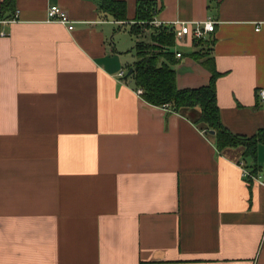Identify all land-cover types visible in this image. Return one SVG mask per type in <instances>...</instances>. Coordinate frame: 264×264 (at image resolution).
I'll return each mask as SVG.
<instances>
[{"label":"crops","instance_id":"1","mask_svg":"<svg viewBox=\"0 0 264 264\" xmlns=\"http://www.w3.org/2000/svg\"><path fill=\"white\" fill-rule=\"evenodd\" d=\"M124 1L125 24L99 0L13 2L19 20L0 36V264H264V149L244 176L253 160L219 150L199 106L153 105L120 76L139 40L141 0ZM146 1L160 21H216L221 119L264 128V0ZM53 4L73 30L48 21ZM198 48L177 45L181 89L209 83Z\"/></svg>","mask_w":264,"mask_h":264},{"label":"trees","instance_id":"2","mask_svg":"<svg viewBox=\"0 0 264 264\" xmlns=\"http://www.w3.org/2000/svg\"><path fill=\"white\" fill-rule=\"evenodd\" d=\"M14 0H4L0 6V17H9L15 12ZM103 12L111 15L116 21H128L127 3L124 0H99ZM155 4L141 0L137 4V11L129 32L132 36H147L146 40H138L134 45L136 61L129 67L133 69L132 76L136 86L142 88L143 98L157 106H172L174 110L185 107L201 108L196 123L213 136L219 150L242 147L246 159L253 163L246 167L253 174H258L261 166L258 164L259 145L264 144V128L253 135L234 133L221 119V111L217 101L216 82L221 75L216 68L212 55L211 38H193L199 48L190 56L210 71L209 83L194 88H179L178 75L174 66L178 58L174 51L176 36L172 30L156 27L149 22L155 17ZM129 72V71H128ZM127 72V74H128ZM212 133V132H211Z\"/></svg>","mask_w":264,"mask_h":264},{"label":"built area","instance_id":"3","mask_svg":"<svg viewBox=\"0 0 264 264\" xmlns=\"http://www.w3.org/2000/svg\"><path fill=\"white\" fill-rule=\"evenodd\" d=\"M47 19L48 21H58L63 23L68 27L69 30H73L75 26V22L68 10L58 4L50 5L47 9ZM19 20V10H15L13 15L9 17H0V36H7L8 33L3 28L8 25H12L13 23ZM120 23H127V21H118ZM129 23L133 24L135 21H129ZM151 25L156 27H165L169 30H172L176 36V45L174 47V51L176 53V57L181 58L183 54L180 51H176L177 45L181 43H186L187 38H206L210 33L215 31L216 21L212 19H207L205 21H187L177 19L170 22H164L157 19H153L149 22ZM126 72L122 71L120 76H124ZM137 93L139 95H143L144 91L142 88L137 89ZM262 97H264V90L261 91ZM165 105L164 107H167ZM241 166L244 167L245 162L240 163ZM243 174L246 177H249V170L247 167L243 168Z\"/></svg>","mask_w":264,"mask_h":264},{"label":"rangeland","instance_id":"4","mask_svg":"<svg viewBox=\"0 0 264 264\" xmlns=\"http://www.w3.org/2000/svg\"><path fill=\"white\" fill-rule=\"evenodd\" d=\"M125 30H127V29H125ZM139 38V40H146V38H147V36H139L138 37ZM131 45H129V47H130ZM130 56H131V58H132V60H134L135 58L137 59V57H136V53L133 51V52H131V54H130ZM134 57V58H133ZM128 69V68H127ZM127 72H128V70H127ZM126 72V73H127ZM261 147L264 149V144H261Z\"/></svg>","mask_w":264,"mask_h":264},{"label":"water","instance_id":"5","mask_svg":"<svg viewBox=\"0 0 264 264\" xmlns=\"http://www.w3.org/2000/svg\"><path fill=\"white\" fill-rule=\"evenodd\" d=\"M132 72H133V69H130V70H129V72H128V75H131V74H132ZM211 132H212V133H214L215 131H214V130H212Z\"/></svg>","mask_w":264,"mask_h":264}]
</instances>
